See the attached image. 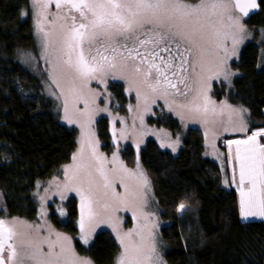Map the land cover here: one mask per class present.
Listing matches in <instances>:
<instances>
[{
  "label": "snow or ice",
  "instance_id": "6c2138e0",
  "mask_svg": "<svg viewBox=\"0 0 264 264\" xmlns=\"http://www.w3.org/2000/svg\"><path fill=\"white\" fill-rule=\"evenodd\" d=\"M31 4L43 40V58L51 65L52 82L61 90L68 123L85 129L97 111H107L95 104L97 98L110 95V81H122L125 91L134 94L138 114L149 110L150 101L163 99L181 119L203 123L212 139L220 131L240 133L242 138L225 144L233 164L232 183L240 190L241 219H264V128L250 130L243 117L246 109L217 104L209 95L211 81L228 79L227 61L235 55L236 33L245 30L236 13L246 17L264 0H31ZM52 5L57 11L49 20ZM92 82L98 87H91ZM77 103L83 108L77 109ZM124 134L121 130L119 138ZM113 136H117L115 120ZM177 144L178 140L161 147L175 151ZM98 145L89 129L74 163L64 170L63 184L56 183L61 198L65 192L80 197L81 239L87 244L89 233L106 223L123 246L117 264H163L152 242L151 214L145 211L150 181L142 171L124 167L118 149L108 161ZM85 146L90 149L87 159ZM117 180L123 194L116 190ZM185 207L178 206L180 211ZM121 211L132 212L137 229L121 232L117 215ZM45 216L42 208L41 217ZM47 232L40 234V224L0 218V264H91L77 254L72 238L50 225Z\"/></svg>",
  "mask_w": 264,
  "mask_h": 264
},
{
  "label": "trees",
  "instance_id": "16d2710c",
  "mask_svg": "<svg viewBox=\"0 0 264 264\" xmlns=\"http://www.w3.org/2000/svg\"><path fill=\"white\" fill-rule=\"evenodd\" d=\"M30 3L0 0V196L4 213L28 221L38 215L33 195L37 185L60 174L78 147V131L60 120L57 102L46 93L45 79L20 59L21 52L36 49L32 20L22 15L29 11ZM246 23L252 29L264 28V4ZM242 50L233 65L241 72L233 88L226 91L225 85L216 84L214 95L247 108L250 126L257 128L264 121L262 50L254 41ZM122 84L114 82L110 88L125 113L127 104L135 99ZM150 122L174 134L183 129L181 120L165 111ZM109 125L105 117L96 123L107 153L114 147ZM183 139L176 156L151 139L140 151L160 216L168 223L161 230L168 264H264V220L241 219L238 191L224 186L226 166L206 157L202 130L191 128ZM122 156L130 165L136 161L130 146ZM181 203L186 206L183 211L178 208ZM65 209L62 219L52 206L50 219L55 228L71 235L78 253L94 264H115L120 246L113 234L100 231L85 246L77 238L78 199L69 198Z\"/></svg>",
  "mask_w": 264,
  "mask_h": 264
},
{
  "label": "rangeland",
  "instance_id": "374dc122",
  "mask_svg": "<svg viewBox=\"0 0 264 264\" xmlns=\"http://www.w3.org/2000/svg\"><path fill=\"white\" fill-rule=\"evenodd\" d=\"M56 11L57 9L55 8V5H52L48 9L47 15H48L49 20L52 19V14L55 13ZM27 13H28L27 16L30 17L32 20L34 34L36 38V49L32 51L21 52L19 55L21 61L24 63L26 67L32 70V72L37 74L39 77H43L45 79L46 93L49 96L53 97L55 101L57 102L58 104L57 112L59 114V117L62 123L70 127H74L78 131V147L74 155H76L80 151L81 146H82V140L86 139V133L90 129V131L94 133V139L99 141L98 152L102 154L108 161H111L113 153L117 152V149H118L119 150L118 151L119 160L120 162H122L124 167H126L127 169L133 172L137 170L142 171L146 175L147 179L150 181L151 191L148 193V204H147V207L145 208V211L151 214L149 219H150L151 224L154 225L151 229L152 230V242H154L156 249H157V253L161 257L163 264H168L167 259L165 258V255L168 252V248L161 237V230L168 223L164 222L162 219V216H160V209L156 203L155 196L153 194V185L151 184L149 174L146 172L145 168L143 167L140 161L141 160L140 159L141 149L150 139L156 140L158 144L160 145V147L162 144H170L178 140V144L176 146L175 151H173L172 148H169V147H161L164 151L165 150L170 151L172 154L176 156L181 151L180 149L183 146V141H184L183 138L186 135V132L191 128H200L205 138L206 157L210 158L211 160H214L220 165L226 166L228 171L225 170V174H224L225 187L227 188L231 186L234 187L236 191H238L239 202H240V190L235 183H232L233 164L227 158L228 149L225 144V141L229 139L242 138V134L231 133V132L225 133L223 131H220L217 134V137L215 139H212L210 134L206 132V127L203 123L199 121H195L187 117L184 119H181V117L178 116L175 111L170 112L168 110V105L165 103L163 99L150 101L148 105L149 110L143 111L141 109L139 114L134 109V105L137 103V101L134 100L130 104H127L126 106L127 110L125 113H123L120 110L121 105L114 100V95L110 88L112 83L114 82L123 83L122 81H110V86H109L110 95L97 98L96 104H95L96 108H105L107 109V111H104V112L97 111L93 117V122L90 125H88L85 129H82L79 123H76V124L68 123L64 116V111H63L64 99L62 96H60L61 90L60 88H57V86L52 82L51 65L47 63V61L43 58V40H42L41 34H39L36 29L37 17L35 15V9L31 3H30V9ZM236 14L241 16V23L244 25L245 30L243 33H239V32L236 33L237 43L235 46V55L232 56L231 59L227 61V64L229 66L228 79L225 80L223 76H221L219 79L211 81L210 83L212 87H211V92L209 93V95H211L212 99L215 100L217 104H220L221 102H226L228 105L232 106L233 108L246 109L247 111L243 113L244 120L247 123L250 130H256V129L264 128V121H261V124H259L261 126L257 128H251L250 126L251 125V115L249 114V111L247 108L239 104L238 105L232 104L228 99L219 100L214 95L216 84H218L220 87H223V85H225L226 87L224 88L226 91L233 88L234 86L233 82L236 80L238 76L241 75V72H239L238 70H235L233 65L234 63H236V61L239 60L240 55L243 51L242 49L247 45L248 42L254 41L260 45V48L262 50V55L260 59L261 60L260 68L262 69L264 68V28H257V29L249 28L246 23L247 18H244L239 12H237ZM45 26L47 27V24ZM228 47L231 51V48H232L231 39H229L228 41ZM90 86L98 87L95 84V82H92V85ZM132 96H134V94ZM57 97H60V98L58 99ZM101 100H103V103H101ZM177 102H179V99ZM75 107L77 109H82L83 104L77 103ZM70 108H71V105H70ZM163 111H165L166 113L167 112L171 113L181 120L183 129L180 132L174 134L170 129L166 127H159L155 124H151L150 118H152L153 116H156L158 112L161 113ZM141 116L143 118V122H141V119H140ZM104 117L108 118L109 120L110 134L112 137V144L114 146L113 150L108 153L103 149L104 145L100 141L98 133H97V129H96L97 121ZM114 120H115L117 136H113V121ZM121 130H125L124 138H119V133ZM128 146L132 147L135 151L136 161L133 165L128 164L122 156L123 150ZM89 155H90V149H88L85 146V159H87ZM73 163L74 161L72 158V160L68 164H65L61 168L60 174L53 176L52 178L48 179L46 182H41L38 184L39 189L36 187L33 193L34 198L36 199L37 204H38V215L35 220L28 221L21 217L9 216L6 213H4V209H3L4 206H3L1 196H0V209H3V211L0 212V218L19 219L22 221H26L29 224H40L41 225L40 234L42 236L48 235L47 227L48 225H50L51 228L54 229L56 232L62 233L72 238L73 247L75 248L74 238L71 235L55 228V226L52 224L51 219H50L53 205H54L55 211L62 217V219H64L66 215L65 204L69 200V198L74 196L78 199L79 221H80V197L75 192H65L64 198H61V196L58 194V189L56 187V183L63 184L64 179H65L64 170L67 166L72 165ZM107 167L111 168L112 165L108 164ZM236 176L238 179V168L236 169ZM126 181L129 183H132L131 178L126 177ZM45 189H47V191H45ZM116 190L121 194H123L125 191L124 187L119 183L118 180L116 183ZM41 196L45 197L43 201L40 199ZM42 208L46 212V216L43 218L41 217ZM61 209H63V212L65 213L64 215H61V211H60ZM117 215L122 220V223L119 226L121 229V232H127L129 230H135L138 228L137 218L132 214V212L121 211ZM45 220H46V223H45ZM254 220H264V219L249 218L248 220H245V221H254ZM144 223L145 221L143 220L139 222L140 225H143ZM78 226H79V223H78ZM100 231H109L113 234V236L115 237V239L117 240L120 246V254L118 256L119 258L123 252V246L120 244L117 238V233L113 231V228L110 227L106 223H102L98 225L89 233V242L87 244H85L83 240L81 239L82 233H81L80 226H79V234L77 238L85 246H89L93 243L96 234ZM76 252L79 256L90 260L91 264H94L93 261L89 257L79 254L77 250ZM115 264H117V260Z\"/></svg>",
  "mask_w": 264,
  "mask_h": 264
},
{
  "label": "water",
  "instance_id": "95a60500",
  "mask_svg": "<svg viewBox=\"0 0 264 264\" xmlns=\"http://www.w3.org/2000/svg\"><path fill=\"white\" fill-rule=\"evenodd\" d=\"M258 2H259V0H258ZM261 10V7L259 8V9H255V10H252V11H250L249 12V15L248 16H243L241 13V15L244 17V18H247V19H249L250 17H252V16H255L256 15V13H258L259 11Z\"/></svg>",
  "mask_w": 264,
  "mask_h": 264
},
{
  "label": "crops",
  "instance_id": "0c3cea01",
  "mask_svg": "<svg viewBox=\"0 0 264 264\" xmlns=\"http://www.w3.org/2000/svg\"><path fill=\"white\" fill-rule=\"evenodd\" d=\"M224 174H225V173H224ZM223 181H224V178H223ZM224 186H225V183H224ZM231 187H232V186H231ZM231 187H228V188L226 187V188L229 189V188H231ZM240 212H241V211H240Z\"/></svg>",
  "mask_w": 264,
  "mask_h": 264
}]
</instances>
